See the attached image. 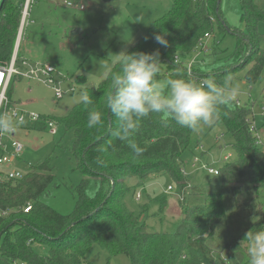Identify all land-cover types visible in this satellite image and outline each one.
Segmentation results:
<instances>
[{"label": "trees", "instance_id": "1", "mask_svg": "<svg viewBox=\"0 0 264 264\" xmlns=\"http://www.w3.org/2000/svg\"><path fill=\"white\" fill-rule=\"evenodd\" d=\"M23 1L2 0L0 5V65L8 63L13 55ZM220 1L174 0L171 9L154 20L127 53L158 50L160 67L165 65L170 72L167 79L199 81L211 76L219 84L229 76L233 81L250 64L244 79L250 86L257 83L264 68L257 24L264 22V14L253 0H240L246 31L244 35L236 33L241 44L229 61L206 75L194 66L187 73L186 63L199 44L223 30ZM157 34L165 35L167 46L155 41ZM175 56L179 58L177 64ZM119 71L117 62L97 87L84 89L83 95L87 93L93 101L91 105L86 106L82 100L67 115H41L42 121L32 126L43 131L45 120L50 119L73 132L70 152L82 179L75 188L74 209L68 215L45 203L55 185L54 168L48 160L30 167L21 179L0 182V212L4 213L0 216V264H90L86 255L93 245L107 253L106 264L119 255L129 264H245V245L240 242L247 231L264 225V207L258 201V187L264 181V152L249 132L255 103L219 106L215 124L222 126L232 140L231 158L221 164L213 181L191 187L180 173L181 156L187 150L194 152L200 141L188 128L160 114H149L133 137L144 149L139 157L133 155L126 141L113 137L117 121L107 109L106 97L112 90L111 78ZM91 108L100 111L102 117L101 124L94 128L87 126ZM150 175H166L177 185V192L184 190L179 202L184 218L171 232L148 230L122 203L128 190L123 180L134 177L141 183ZM90 179L97 182L92 197L85 193ZM27 206L30 210L24 213ZM166 206L164 198L158 213H163ZM256 216L261 219L254 225L251 221Z\"/></svg>", "mask_w": 264, "mask_h": 264}, {"label": "rangeland", "instance_id": "2", "mask_svg": "<svg viewBox=\"0 0 264 264\" xmlns=\"http://www.w3.org/2000/svg\"><path fill=\"white\" fill-rule=\"evenodd\" d=\"M173 2L174 0H37L31 6L28 25L18 43V58L19 61L24 58L29 62L52 63L56 70L55 77L59 78L64 94L61 99H55L51 89L43 84L13 77L8 93L10 101L18 109L27 112L52 118L67 115L72 107L82 101L84 89L97 87L109 72L105 65H109L111 69L118 62L113 55L121 51L127 52L142 38L154 20L171 9ZM253 2L264 14V0ZM67 3L73 7H67ZM80 5L83 10L78 9ZM219 11L225 24L223 30L215 31L213 38H206L203 41V51L198 49L190 60L201 75L220 70L241 44L236 33L244 35L246 31L241 21L240 0H221ZM257 33L261 37L259 48L264 49V22L257 24ZM250 67V64L243 67L232 83H239L241 86V94L237 99L239 106L255 103L252 114L258 137L264 145V113L261 110L264 104V68L259 81L250 86L244 79ZM169 73L166 66L162 65L157 78L166 80ZM71 88L74 92H66ZM230 106L233 107L231 104ZM14 135L23 145L24 151L13 163L12 170L24 175L30 167L48 160L54 168L55 185L50 188V195L45 203L62 215L70 214L77 198L75 188L82 179L80 172L74 168L70 152L73 132L65 131L63 127H59L55 135H51L47 129H18ZM195 137L200 141L197 148L201 146L202 150H187L181 156L183 165L180 173L191 187L204 186L213 181V177L200 164L192 167L193 156L199 157L201 163L218 169L223 164L222 156L232 155V140L218 124L204 127L202 131L195 133ZM122 185L128 189L122 196V203L148 230L171 232L183 218L177 185L168 176L150 175L141 183L137 178L127 177ZM168 187L172 191L165 193ZM96 191L97 182L90 179L85 193L92 197ZM136 193H140L139 200L135 199ZM164 198L167 206L160 214L159 205ZM258 201L264 207V181L258 187ZM107 257V253L96 245L86 255L90 264H106ZM110 264H129V261L119 255L111 258ZM245 264H248V257Z\"/></svg>", "mask_w": 264, "mask_h": 264}, {"label": "clouds", "instance_id": "3", "mask_svg": "<svg viewBox=\"0 0 264 264\" xmlns=\"http://www.w3.org/2000/svg\"><path fill=\"white\" fill-rule=\"evenodd\" d=\"M155 41L167 46L165 35L157 34ZM119 62L120 71L112 76V90L106 97L108 111L116 118L117 126L112 135L126 141L134 156L142 155L144 149L133 139L141 120L149 114H160L175 121L193 133L212 126L219 118V106L230 105L241 94L239 83L233 84L227 77L219 84L215 77L199 81L184 78L158 79L160 72L159 51L153 53L121 51L113 55ZM110 71V66L105 65ZM83 103L93 101L85 93ZM101 112L91 108L87 114V126L101 124ZM25 116L19 112H0V136L15 133L25 124ZM261 217L252 218L258 224ZM240 245H245L248 264H264V225L247 231Z\"/></svg>", "mask_w": 264, "mask_h": 264}, {"label": "built area", "instance_id": "4", "mask_svg": "<svg viewBox=\"0 0 264 264\" xmlns=\"http://www.w3.org/2000/svg\"><path fill=\"white\" fill-rule=\"evenodd\" d=\"M37 0H24L21 5L20 10V23L18 29V35L15 43V48L13 55L10 61L4 65H0V112H19L25 116V124L20 126L18 129H25V127H32L37 122L42 121L41 115L36 114L34 112H27L17 108L14 105L9 97L8 91L10 82L13 77L16 78H25L31 81H37L47 88L51 89L53 96L55 99H61L64 92L60 87L59 78L55 77L56 70L52 63L49 62H29L26 59L21 58L19 61L17 59V49L18 43L21 37L23 30L28 25V18L30 16L31 6ZM67 7H73L72 4L67 3ZM79 10H83V6L78 7ZM32 23V21L30 22ZM203 42L199 44V48L203 51ZM174 63L177 64L179 62V58L177 56L173 59ZM19 63V66H18ZM23 68V71H21ZM193 68V61L186 63V70L189 74L191 69ZM58 75V74H57ZM66 92H74V89L71 88ZM236 105H239L238 101H235ZM261 110L264 113V104L261 106ZM46 129L49 131L51 135H55L57 133L58 128L60 127L57 123L50 119L45 120ZM249 132L254 138V143L256 146L261 148L264 152V145L260 142V139L257 134V126L252 114V121L249 124ZM196 150H202V147L199 146ZM23 145L15 138L14 133L7 136H0V182L3 181H15L21 179L23 174L17 170H12V165L15 161H17L21 154L23 153ZM231 158L230 154H225L222 156V163L229 161ZM197 164L210 176L217 177L218 169H214L210 167L208 164H204L200 162L199 157L193 156L192 167H195ZM172 188L168 187L165 193L171 192ZM180 201L183 200L184 190H182L178 195ZM135 199H140V193L135 194ZM30 210V206L24 207L23 212L27 213ZM4 215V213L0 212V216Z\"/></svg>", "mask_w": 264, "mask_h": 264}, {"label": "crops", "instance_id": "5", "mask_svg": "<svg viewBox=\"0 0 264 264\" xmlns=\"http://www.w3.org/2000/svg\"><path fill=\"white\" fill-rule=\"evenodd\" d=\"M213 37H214V36H210V37H208V38H213ZM208 38H207V39H208ZM23 59H24V58H23ZM15 81H16V80H15ZM39 115H40V114H39ZM25 129H26V130H29V129H32V130H33V127H29V126H28V127H25Z\"/></svg>", "mask_w": 264, "mask_h": 264}, {"label": "water", "instance_id": "6", "mask_svg": "<svg viewBox=\"0 0 264 264\" xmlns=\"http://www.w3.org/2000/svg\"><path fill=\"white\" fill-rule=\"evenodd\" d=\"M104 1H108V0H104ZM1 3H2V0H0V5H1ZM184 218V217H183Z\"/></svg>", "mask_w": 264, "mask_h": 264}]
</instances>
